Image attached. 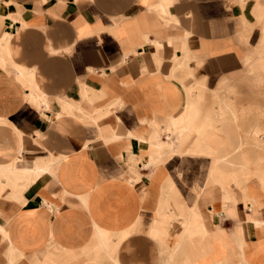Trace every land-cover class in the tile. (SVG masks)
I'll return each instance as SVG.
<instances>
[{
  "label": "crops",
  "instance_id": "crops-1",
  "mask_svg": "<svg viewBox=\"0 0 264 264\" xmlns=\"http://www.w3.org/2000/svg\"><path fill=\"white\" fill-rule=\"evenodd\" d=\"M257 5L0 0V264H264V177L214 154Z\"/></svg>",
  "mask_w": 264,
  "mask_h": 264
},
{
  "label": "rangeland",
  "instance_id": "rangeland-1",
  "mask_svg": "<svg viewBox=\"0 0 264 264\" xmlns=\"http://www.w3.org/2000/svg\"><path fill=\"white\" fill-rule=\"evenodd\" d=\"M255 16L256 21L260 23V44L245 58L244 66L246 74L244 73L245 80L242 82L245 86L249 85L250 92L254 93H242L243 90L241 88L238 89L239 83H235V88H229L227 94L224 93L225 95L219 96L224 97V101L230 103L228 109L229 115H226L222 122L216 124V133L219 136L217 135L218 139L216 141V147H213L215 150L214 154L220 158L224 157L229 152L234 151V153L231 154V161L235 164H239L240 162L243 163L244 157L250 160V163L246 165V168L251 169L253 175L245 176L244 174H240L239 176L240 180L246 182H258L264 177V142L262 144L263 148L261 147L262 151L260 148H257L256 142L252 136L253 130L259 125L258 128L264 133V68H262L264 66V34L262 30L264 28L263 6H256ZM259 52H261L260 55ZM248 64L253 67L262 66L259 69L252 70L248 69ZM222 84L225 86V81L222 82ZM200 85L203 84L200 83ZM226 96L230 99L227 100ZM234 112L236 114H234ZM234 115L237 117L235 121L233 120ZM197 137L198 144L202 140L199 135H197ZM240 145H242V152H244L243 155L235 153V149ZM245 151L247 152L246 156ZM230 171L240 173L241 167L237 165L230 166Z\"/></svg>",
  "mask_w": 264,
  "mask_h": 264
},
{
  "label": "bare ground",
  "instance_id": "bare-ground-1",
  "mask_svg": "<svg viewBox=\"0 0 264 264\" xmlns=\"http://www.w3.org/2000/svg\"><path fill=\"white\" fill-rule=\"evenodd\" d=\"M264 7V6H263ZM263 30V34H264V28L262 29ZM264 45V44H263ZM262 50V49H261ZM260 51V50H259ZM260 53L261 52H259V55H260ZM262 66V65H261ZM261 66H258V67H256V66H251V65H249L248 64V69H252V70H255V69H259V68H261ZM262 68H264V66L262 67ZM264 70V69H263ZM217 95V94H216ZM200 97H201V95H199ZM202 98V97H201ZM216 98V97H215ZM190 99V98H189ZM204 99V98H203ZM196 100V99H195ZM202 101V100H201ZM200 102V101H199ZM223 104V106H224V108L225 109H229V105H230V103H228V102H225L224 100L223 101H220L219 100V102H217V104ZM197 104V103H196ZM199 104V103H198ZM231 108V107H230ZM216 109V108H215ZM214 109V110H215ZM218 109V108H217ZM234 109V108H233ZM213 111V110H212ZM216 111V110H215ZM219 112V111H218ZM193 114H200L198 111L196 112V113H194L193 112ZM231 114V113H230ZM234 114H236L235 112H234ZM214 114H212V116H213ZM217 115H222V112H220L219 114H217ZM240 116V115H239ZM238 116V117H239ZM209 117V116H208ZM218 117V116H217ZM216 117V118H217ZM214 119V118H213ZM237 119V117L234 115L233 116V120L235 121ZM206 121H207V119H206ZM214 121H215V119H214ZM218 123V122H217ZM237 123V122H236ZM250 123H252V122H250ZM206 124V123H205ZM236 125V124H235ZM260 126V125H259ZM258 126V127H259ZM258 127H256L255 128V126H254V130H253V132H252V136H253V139L255 140V142H256V146H257V148H260L261 149V147H262V144H263V142H264V133H263V131H261ZM238 128V127H237ZM263 130V129H262ZM209 130H207V132H208ZM216 131V130H215ZM210 132V131H209ZM208 134H210V133H208ZM212 134V133H211ZM216 134V133H215ZM249 134V133H248ZM247 134V135H248ZM248 137H250V136H248ZM215 139V138H214ZM246 141V140H245ZM243 142H244V140H243ZM250 143V142H249ZM244 144V143H243ZM255 145V144H254ZM202 146V145H201ZM245 148H247V147H245ZM263 148V147H262ZM244 149V148H243ZM248 149V148H247ZM253 149V148H252ZM250 150V149H249ZM262 150V149H261ZM243 150H242V145H240V146H238L236 149H235V153L236 154H239V153H241ZM263 151V150H262ZM250 152V151H249ZM246 154H247V152H245V156H246ZM252 154V153H251ZM255 155V154H254ZM252 157H254V156H252ZM244 162L243 163H239V166L240 167H245L247 164H249L250 163V160L249 159H247L246 157H244V160H243ZM222 162V160H219V163H221ZM229 164L231 165V166H233V165H237L238 166V164H235L233 161H231L230 160V162H229ZM230 181L231 182H235V183H237L238 182V178H237V174L236 173H234V174H231L230 176ZM211 178V179H210ZM209 178V182L211 181H216V178H215V175H213V176H211ZM210 184V183H209ZM213 185V184H212ZM214 187V186H213ZM187 222H189V221H187ZM182 241V240H181ZM184 241V240H183Z\"/></svg>",
  "mask_w": 264,
  "mask_h": 264
}]
</instances>
